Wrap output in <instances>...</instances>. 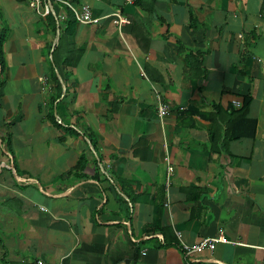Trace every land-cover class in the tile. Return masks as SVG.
Wrapping results in <instances>:
<instances>
[{
  "label": "crops",
  "instance_id": "obj_1",
  "mask_svg": "<svg viewBox=\"0 0 264 264\" xmlns=\"http://www.w3.org/2000/svg\"><path fill=\"white\" fill-rule=\"evenodd\" d=\"M64 1L0 0V264H264V0Z\"/></svg>",
  "mask_w": 264,
  "mask_h": 264
},
{
  "label": "built area",
  "instance_id": "obj_2",
  "mask_svg": "<svg viewBox=\"0 0 264 264\" xmlns=\"http://www.w3.org/2000/svg\"><path fill=\"white\" fill-rule=\"evenodd\" d=\"M55 1L62 3L63 6L66 7L71 12L74 20L80 24H92L98 21L96 17L92 16L91 10L88 6L82 5L79 7H75L71 3L64 1V0H55ZM127 1L129 3L132 2V0H127ZM29 4L30 6L35 7L36 5L39 4V0H29ZM45 10L46 11L48 10L47 6L45 7ZM111 16L115 17L113 18V22L116 25L128 23V21L125 18L121 17V11L119 9L115 10ZM42 81L44 82V80ZM44 88L49 89L50 86L45 84ZM235 104L238 105V103H235ZM157 112L159 116H163L168 112V107L166 105L160 104L157 107ZM170 172H171V168L169 167L168 173ZM219 242L228 243V240L225 238V236L222 233H219L218 235L213 236V237L203 238L197 244L192 245V246L181 244V248H182V251L184 252V255L189 256L190 254L194 252H199L204 249L213 250L215 245ZM141 254L144 255L145 250H142Z\"/></svg>",
  "mask_w": 264,
  "mask_h": 264
},
{
  "label": "trees",
  "instance_id": "obj_3",
  "mask_svg": "<svg viewBox=\"0 0 264 264\" xmlns=\"http://www.w3.org/2000/svg\"><path fill=\"white\" fill-rule=\"evenodd\" d=\"M5 32L3 31L0 36V40H3L5 37ZM57 93L56 96L58 97V92H60V87L57 82ZM250 98L246 97L244 98L242 102V106L239 110L240 120L236 122L228 135V139H239V138H252L255 134L256 129V121L253 119H249L246 117L247 109L249 106ZM93 144V143H92ZM86 164V159L84 155H80L79 159L77 161L76 166L74 167L73 171L71 173H82L84 165Z\"/></svg>",
  "mask_w": 264,
  "mask_h": 264
},
{
  "label": "water",
  "instance_id": "obj_4",
  "mask_svg": "<svg viewBox=\"0 0 264 264\" xmlns=\"http://www.w3.org/2000/svg\"><path fill=\"white\" fill-rule=\"evenodd\" d=\"M12 170L14 171L13 167H12Z\"/></svg>",
  "mask_w": 264,
  "mask_h": 264
}]
</instances>
